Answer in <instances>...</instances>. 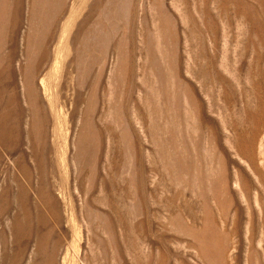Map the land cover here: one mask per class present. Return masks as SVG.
<instances>
[{
    "label": "rangeland",
    "instance_id": "obj_1",
    "mask_svg": "<svg viewBox=\"0 0 264 264\" xmlns=\"http://www.w3.org/2000/svg\"><path fill=\"white\" fill-rule=\"evenodd\" d=\"M0 264H264V0H0Z\"/></svg>",
    "mask_w": 264,
    "mask_h": 264
},
{
    "label": "bare ground",
    "instance_id": "obj_2",
    "mask_svg": "<svg viewBox=\"0 0 264 264\" xmlns=\"http://www.w3.org/2000/svg\"><path fill=\"white\" fill-rule=\"evenodd\" d=\"M252 132V131H251Z\"/></svg>",
    "mask_w": 264,
    "mask_h": 264
}]
</instances>
